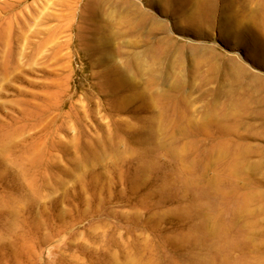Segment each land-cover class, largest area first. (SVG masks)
<instances>
[{
    "label": "rangeland",
    "instance_id": "rangeland-1",
    "mask_svg": "<svg viewBox=\"0 0 264 264\" xmlns=\"http://www.w3.org/2000/svg\"><path fill=\"white\" fill-rule=\"evenodd\" d=\"M263 23L0 0V264H264Z\"/></svg>",
    "mask_w": 264,
    "mask_h": 264
},
{
    "label": "bare ground",
    "instance_id": "bare-ground-1",
    "mask_svg": "<svg viewBox=\"0 0 264 264\" xmlns=\"http://www.w3.org/2000/svg\"><path fill=\"white\" fill-rule=\"evenodd\" d=\"M263 26H264V23H263ZM228 134V133H227ZM229 136H230V134H229ZM228 136V137H229ZM241 154V152H239L236 156H239ZM194 259V258H193ZM225 260H227V259H225ZM255 260V259H254ZM240 264H248V262L246 261V258H244L243 260H241V262H240Z\"/></svg>",
    "mask_w": 264,
    "mask_h": 264
}]
</instances>
